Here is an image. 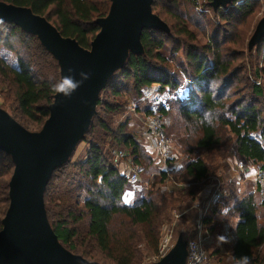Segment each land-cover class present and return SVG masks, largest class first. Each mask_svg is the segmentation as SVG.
<instances>
[{"label":"trees","instance_id":"trees-1","mask_svg":"<svg viewBox=\"0 0 264 264\" xmlns=\"http://www.w3.org/2000/svg\"><path fill=\"white\" fill-rule=\"evenodd\" d=\"M182 1L188 5V20L210 30L209 41L198 42L178 10V0H153L152 14L167 26L168 32L142 31L143 52L129 53L122 68L107 79L98 95L95 113L78 143L87 145L84 159L72 161L70 156L53 171L45 187V215L57 241L89 262L135 264L143 256L137 248L140 243L146 253H155L159 230L169 220V211L194 202L202 182L221 166L227 167L226 163L214 162L216 157L237 156L264 164V36L251 49L258 60L255 73L262 82L251 85L243 78L246 60L242 32L264 7V0H236L214 13L218 22L213 24L194 11L192 0ZM0 2L29 9L83 49L90 48L99 32L96 22L107 16L111 5V0ZM0 51L12 53L16 63L11 66L0 57V109L11 110L9 116L22 128L37 132L49 116L56 93L53 88L59 85L58 63L36 36L1 21ZM153 85H158L159 92H166L160 114L170 121L174 135L181 136L178 145L186 155L175 180L189 186L175 191H161L159 186L129 206L124 204L123 195L130 183L114 165L112 152L125 151L139 173L159 170L160 161L142 137L126 132L124 124L113 128L112 119ZM164 130L168 136L166 125ZM226 144L230 147L227 151ZM195 150L207 154L204 158L193 157ZM13 169L11 157L0 151V230L9 204L8 183ZM158 176L157 184L166 186V173L159 170ZM79 193L84 194L82 200ZM262 208L253 194L241 193L233 182L230 184L203 218L205 230L214 233L217 245L223 221L237 217L234 243L225 254L217 248L210 252L214 262L243 264L246 257L248 264H264V224L259 216ZM216 218L218 224L214 223ZM180 234L184 240L195 237L193 227L187 224Z\"/></svg>","mask_w":264,"mask_h":264},{"label":"water","instance_id":"water-1","mask_svg":"<svg viewBox=\"0 0 264 264\" xmlns=\"http://www.w3.org/2000/svg\"><path fill=\"white\" fill-rule=\"evenodd\" d=\"M236 0H210L215 13ZM153 0H111L106 17L89 49L64 38L43 17L29 9L0 2V21L12 23L38 38L59 66L60 80L81 85L69 97L55 93L49 116L38 132H29L0 109V151L11 157L9 204L1 221L0 264H98L65 250L48 225L44 191L53 171L64 164L83 139L107 79L121 69L129 53L143 52V30L168 32L154 14ZM264 36V16L258 21L248 49ZM87 77V79H85ZM186 242L180 236L155 264H185Z\"/></svg>","mask_w":264,"mask_h":264},{"label":"rangeland","instance_id":"rangeland-1","mask_svg":"<svg viewBox=\"0 0 264 264\" xmlns=\"http://www.w3.org/2000/svg\"><path fill=\"white\" fill-rule=\"evenodd\" d=\"M187 7H188V5L185 4L182 0H178V10L181 13L183 19L187 22V24H188L187 26H188L189 30L191 32H193V34L195 35V37L197 38V40L200 44L207 43L209 41L208 37H209V33H210L209 31L210 30L208 28L206 30L205 29L203 30L202 28L192 24V22L189 21L188 17L186 16ZM263 10H264V7L262 6L260 8L259 13L254 17L252 22H250V24L248 26H245L242 28V32L245 34L243 50L245 51V60H246V62L244 64L245 73L243 75V78L246 82H248L251 85H253V84L258 85V83L262 82V78L257 74L258 72L255 73V71H257L258 60L255 59L256 56L253 52L254 49L251 51V49L253 47L251 49H248V42L252 36V33H253L258 21L264 16ZM204 16H207L210 20V23H212V24L218 22V18H216V16L214 14L204 15ZM0 57L3 58L9 65L15 66V64H16L15 63V57L12 53L6 52V51H0ZM239 78H242V75ZM164 102H165V98H164ZM2 105H3V99L0 96V107ZM133 106L136 107L135 111H132ZM144 107H145V104L139 103V101H129L128 107L125 110V112L118 114L117 116L113 117L112 127L116 128L117 126L124 124L126 132H129V133L135 134L136 136L138 135L141 137V135L139 134L141 132L140 129L142 127V116L140 115V112L142 111V109ZM7 109H9V108H7ZM1 110H2V108H1ZM9 111L11 112V110H9ZM10 112H5V113L8 114ZM164 121H165V125L167 126L168 137L170 136V139L172 141V150H173L172 154L174 157L169 162V164L170 163H173V164L176 163L179 165V168H180L181 161L186 158V155L181 152L180 147L178 145V142H179V139L181 138V136L174 135L173 129L170 128L171 123H170V121H168L167 118H164ZM29 132H31V131H29ZM224 148H225L224 150L227 151L230 147H229V145L227 146V144H226ZM86 150H87L86 144H84V143L78 144L76 146L75 150L73 151L72 155H71L72 161L83 160L85 157ZM206 154H207V152H205V151L195 150V151H193L192 155H193V157L200 156V157L204 158L206 156ZM217 158L218 157L215 158L214 162H217V164H219V165H221L222 163H224V165H225V163H226L227 167L224 168V166H223V168H222V166H221L207 180L202 182V188H201L200 194L196 197V200L194 202H190L188 205L186 204L187 206L184 205L181 208L176 207L177 209H172L171 211H169V220L165 221L161 225L160 230H159V240L166 235H170V237H171V248H170V250L174 246L176 240L181 236L180 233L184 231V225L187 224L188 226L193 227L194 233H195V226H196V223H197L199 216H200L201 207L207 198V197L206 198L202 197V195H203L202 192L204 190H206L205 186H209V187L213 188L215 185L219 184L220 189L222 190V193L224 194L226 192L227 188L229 189L230 184H232V182H233L241 193L252 194L253 190L249 189V186L247 183H239V181L241 179L239 180L238 177H236V178L233 177L234 178L233 179L231 177L232 173L230 174V170H231V168H233L235 163L242 162L243 164H245V160H243L237 156L227 157L225 159L224 158L217 159ZM246 163H249V162H246ZM152 172L155 174H153ZM158 172H159L158 169H156V170L155 169H149V172H147V174L146 173H139V181L136 182L137 184L133 185V186L129 185V189L124 192V195H123L124 204L132 206L135 203V201H137L139 198L144 197L146 194H148V192L150 190H152V192L156 191V189L159 186L162 188L161 191H169V190L175 191L176 189L177 190L187 189L189 186V184H187L183 181L181 182V181L175 180V178H177V175H176L177 171L173 172L174 184L170 181H167L166 186H164V183L161 185H158L156 182L157 178L159 177ZM138 187H140L139 190H138ZM139 192H141V193H139ZM83 196H84L83 193H79V199L80 200L83 199ZM256 202L258 204H260L258 199H256ZM210 210H209V212H210ZM209 212L205 215L204 218H206L209 215ZM259 216H260V221H262L264 224V209L263 208L260 209ZM218 220L219 219L216 218L214 220V223L218 224L219 223ZM236 220H237L236 215L229 217L226 222L223 221L221 227L218 229V232H225L226 230L227 231L230 230L231 227L233 226V223ZM203 224H204V222H203ZM204 226H205V224H204ZM182 239L184 240L183 237H182ZM159 240H158V243H159ZM188 240H184V241L187 243ZM137 248H139L142 251L143 256L135 264H148V262L151 261L152 257H154L157 254V248H156L155 253H146V251L144 250L145 249L144 245L141 243L138 244ZM227 248H229L228 245H225L224 247H222V249L220 250L221 253L225 254L226 252H224V251ZM211 264H218V263L214 262L213 259H211Z\"/></svg>","mask_w":264,"mask_h":264},{"label":"built area","instance_id":"built-area-1","mask_svg":"<svg viewBox=\"0 0 264 264\" xmlns=\"http://www.w3.org/2000/svg\"><path fill=\"white\" fill-rule=\"evenodd\" d=\"M194 5V11L199 15L214 14L210 7V0H192ZM224 9V8H221ZM218 9L217 11H219ZM216 11V12H217ZM185 83V81H184ZM259 84V83H258ZM158 85H153L142 92L139 103L145 104V107L140 112L142 116V127L139 133L144 139L146 145L153 153L156 154L159 161L165 168L166 180L174 184L173 177L169 171V162L174 158L172 150V141L166 135L164 127L165 121L160 114V109L164 106V98L166 92H159ZM132 111L136 110V107H132ZM114 165L117 166L124 176L127 178L130 185H136L139 181V171L131 160L127 158V153L121 150H114L112 152ZM252 163V162H251ZM254 181L257 188V196L261 205L264 206V164H254ZM140 187H138V190ZM222 190L219 184L213 187L212 192L206 198L203 203L200 216L195 226V237L190 239L186 243V261L185 264H211V254L206 247V240L211 238V235L205 230L203 224V218L214 207L222 197ZM223 242L225 244L231 243V239L227 234H224ZM171 248V237L166 235L159 240L157 246V254L152 257L148 264H155L161 258H163Z\"/></svg>","mask_w":264,"mask_h":264},{"label":"crops","instance_id":"crops-1","mask_svg":"<svg viewBox=\"0 0 264 264\" xmlns=\"http://www.w3.org/2000/svg\"><path fill=\"white\" fill-rule=\"evenodd\" d=\"M143 141H144V139H143ZM144 143H145V141H144ZM145 145H146V143H145ZM151 153H153L152 152V150L150 149L149 150ZM155 158H157V156H156V154L155 153H153L152 154ZM158 159V158H157ZM246 162H248V161H245V164H243L242 162H237V163H235L234 164V166H233V168H231V170H230V174L232 173V178L234 177V178H236V177H238L239 178V183H247L248 184V186H249V189L250 190H253L252 191V194H253V196L256 198V199H258V196H257V194H256V190H257V188H256V184H255V181H254V169H253V164L252 163H246ZM169 171H170V173H171V176L172 177H174V175H173V172H176L178 169H179V165L178 164H176V163H170L169 165ZM158 168H159V170L160 171H162V172H164L165 171V168L163 167V165H162V163L160 162H158ZM153 173V172H152ZM153 174H155V173H153ZM233 178V179H234ZM205 188H206V190H204L203 192H202V197H204V198H206V197H208L209 195H210V193L212 192V190H213V188H211V187H209V186H205ZM249 190V191H250ZM139 193H141V192H139ZM203 198V199H204ZM259 200V199H258ZM264 209V208H263ZM237 221V220H236ZM235 221V222H236ZM234 222V223H235ZM233 223V224H234ZM210 226H212V222L209 224ZM232 226V225H231ZM209 234L211 235V238H209V239H207L206 240V242H207V245H206V247L207 248H209L208 250L210 251V252H212L215 248H217V249H222V247H224L225 245H228V246H231L233 243H234V241H235V236H234V231H233V226L231 227V229L230 230H226L225 232H218L217 233V235L219 236V237H222L224 234H227L228 236H229V238L231 239V243H229V244H225L223 241H220L219 242V244H217L216 245V243H215V238H214V233H210L209 232ZM212 259V258H211Z\"/></svg>","mask_w":264,"mask_h":264},{"label":"clouds","instance_id":"clouds-1","mask_svg":"<svg viewBox=\"0 0 264 264\" xmlns=\"http://www.w3.org/2000/svg\"><path fill=\"white\" fill-rule=\"evenodd\" d=\"M85 79H87V77H85ZM81 83L82 81L73 83L71 79H63L59 85L53 88V91L60 93L65 97H69L71 95V91H75V89L79 87ZM217 239L223 241L224 237H218ZM243 264H248L246 257L243 259Z\"/></svg>","mask_w":264,"mask_h":264}]
</instances>
